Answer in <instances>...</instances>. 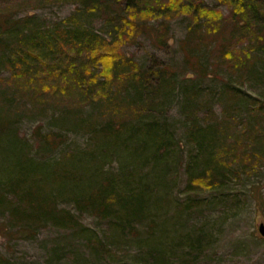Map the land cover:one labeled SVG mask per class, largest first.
<instances>
[{
    "label": "rangeland",
    "instance_id": "374dc122",
    "mask_svg": "<svg viewBox=\"0 0 264 264\" xmlns=\"http://www.w3.org/2000/svg\"><path fill=\"white\" fill-rule=\"evenodd\" d=\"M180 2L202 4L231 17V8L217 0ZM79 4L75 0H0V18L21 27L20 21L31 17L51 27L78 16L111 40L113 27ZM191 23L190 15L171 11L149 23L152 29L161 24L168 27L167 43L158 42L149 29L120 48L125 58L144 70L165 65L175 75L176 90L146 119L156 120L160 127L163 122L168 125L169 150L159 162L147 150L145 156L138 155L145 149L142 141L134 139L114 147L112 141L97 136L85 121L104 113L98 103L75 110L58 103L41 106L30 101L22 87H13V71L3 63L4 48L0 46V194L17 171L31 167L36 169L35 180L48 185L54 167L58 172L69 168L65 180L77 187L92 182L95 187L99 179L115 174L125 184L123 188H140L147 194L145 216L134 223L133 230L125 223L117 225L114 218L104 220L91 211L79 212L68 193L73 191L70 187L60 195L51 191L58 198L59 209L69 210L84 229L48 222L34 232L30 226L12 222L9 204L0 202V264H264V234L260 232L264 226V45L253 43L247 29H241L234 39L226 29V40L216 39L205 50L204 62L210 68L208 75L201 77L188 73L183 64L181 41ZM9 34L3 33L0 25V39ZM253 44L257 46L253 53L256 64L247 71L235 73L219 62L225 50L237 54ZM186 77L193 80L203 128H211L219 135L217 142L224 145L239 140L240 148L253 156L252 163L244 152L232 155L235 164L225 184L216 190L188 187L186 168L197 151L187 136L188 114L182 109ZM229 88H237L241 97L232 98L226 91ZM38 127L43 134H60L61 145H44L35 137ZM245 127L250 128L249 133H244Z\"/></svg>",
    "mask_w": 264,
    "mask_h": 264
},
{
    "label": "trees",
    "instance_id": "16d2710c",
    "mask_svg": "<svg viewBox=\"0 0 264 264\" xmlns=\"http://www.w3.org/2000/svg\"><path fill=\"white\" fill-rule=\"evenodd\" d=\"M75 1L85 12L102 17L113 27L115 33L111 40L96 33L78 16L66 18L51 27L31 17L20 21L21 27L13 25L10 19L0 18L3 33H10L6 39H0V46L4 48L3 63L13 71V87H22L29 100H35L41 106L58 103L76 110L100 104L105 108L99 116L101 120L88 119L85 124L100 138L112 141L114 147L134 139L137 143L142 141L145 149L138 155L145 156L147 150L156 162L167 155L171 135L166 122L160 127L156 120L146 119L156 106H164L167 96L176 90L175 75L165 65L144 70L124 57L121 46L152 29L149 25L152 19L166 17L176 10L192 17L188 35L181 41L183 64L188 73L201 77L208 75L210 65L204 62L205 50L216 39L226 40L223 36L226 29H229L230 39L236 38L235 34L241 29H247L253 43L264 45V0H217L231 8L228 19L219 10L192 2L182 4L180 0H168L167 3L160 0ZM152 31L158 42L167 43L169 30L166 25L161 24ZM256 50L255 45L242 48L237 54L227 49L220 54L219 62H224L235 73L245 72L255 66L253 53ZM40 69L42 72L38 74ZM186 78L182 109L188 114L187 136L197 151L187 164L188 187L191 190H216L225 184L227 174L235 164L232 155L247 153L240 148L239 140L224 145V142H217L219 135L211 128H203L198 119L200 111L195 106L193 80ZM226 91L232 98L241 97L237 88ZM245 128L244 133H249L250 128ZM35 137L52 148L59 147L63 141L58 133L43 134L41 127L36 129ZM247 157L253 163V156L247 154ZM68 172L69 168L58 172L54 167L48 174L52 181L48 185L35 180V167L17 171L14 179L5 182V192L0 194V202L9 204L10 220L20 226H30L34 232L48 222L61 228L84 229L69 210L59 209L58 198L51 191L52 188L59 194L66 192L68 187L72 188L73 191L68 193L72 194L81 213L91 211L104 220L114 218L117 225L125 223L131 230L135 222L144 218L145 191L123 188L125 184L115 174L99 179L95 187H91L94 182L77 187L76 183L66 181ZM8 197L14 200L10 201Z\"/></svg>",
    "mask_w": 264,
    "mask_h": 264
},
{
    "label": "water",
    "instance_id": "95a60500",
    "mask_svg": "<svg viewBox=\"0 0 264 264\" xmlns=\"http://www.w3.org/2000/svg\"><path fill=\"white\" fill-rule=\"evenodd\" d=\"M260 232H261L262 234H264V226H263V225L260 226Z\"/></svg>",
    "mask_w": 264,
    "mask_h": 264
}]
</instances>
